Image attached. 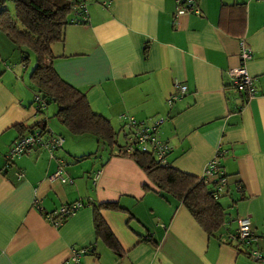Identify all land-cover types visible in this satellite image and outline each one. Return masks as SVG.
Here are the masks:
<instances>
[{
    "label": "crops",
    "instance_id": "obj_1",
    "mask_svg": "<svg viewBox=\"0 0 264 264\" xmlns=\"http://www.w3.org/2000/svg\"><path fill=\"white\" fill-rule=\"evenodd\" d=\"M197 6L199 14H178L176 0H89V20L66 27L51 61L117 129L124 115L164 118L159 137L173 147L172 166L201 177L221 148L223 176H233L228 182L235 179L240 193L237 217L226 219L221 237L209 236L182 200L153 189L129 157H104L91 167L76 160L84 151L68 146L55 157L31 152L4 170L20 125L42 118L33 66L0 31V264H74L78 251L80 264H264L251 255L264 253V0H198ZM242 31L254 56L246 64L252 97L231 87L229 71L241 64L242 52L235 34ZM181 86L187 91L176 99ZM61 160L73 182L50 179ZM78 200L86 206L65 223L46 216ZM106 202L125 209L101 210L122 256L95 231L94 205ZM248 216L252 244L233 238L237 219ZM92 246L94 254L86 251Z\"/></svg>",
    "mask_w": 264,
    "mask_h": 264
},
{
    "label": "trees",
    "instance_id": "obj_2",
    "mask_svg": "<svg viewBox=\"0 0 264 264\" xmlns=\"http://www.w3.org/2000/svg\"><path fill=\"white\" fill-rule=\"evenodd\" d=\"M8 2L14 3L13 10L7 7ZM197 2L198 0H195L196 8L198 7ZM74 9L75 5L69 0H0V31L22 50L23 61L27 63L26 65L31 60L30 51L36 57V65L31 72L30 80L37 91L35 106L39 114H45L47 106L54 103L57 106L55 117L70 134L77 137L95 136L99 145L103 149L107 148L109 150L108 158L121 156L135 160L146 172L154 186L153 189L164 197L171 196L182 200L185 207L209 236L221 237L220 232L226 223V218L225 208L220 202L219 183L208 184L202 177L184 172L172 166L170 162L166 165L160 164L151 153H143L138 150L134 153L128 152L126 145L131 131L127 119L123 120V127L117 129L110 119L92 108L87 95L83 91L66 82L56 71L51 61L54 58L53 44L65 39L66 27L69 24L87 22L81 18L73 19ZM235 36L240 38L242 42L245 41V32L242 31L235 34ZM253 57L252 51V57L245 65ZM252 79L254 87V78L252 77ZM231 87L237 88L234 84ZM20 128L23 133L10 145L4 155L3 169L6 171L15 164L16 159L28 155L22 154L9 161V151L19 138L32 136L38 144L30 151H46L50 155L51 152L48 148L54 146L56 148L59 137L64 139L62 133L56 132L49 125L46 117L34 125H20ZM122 131H125V133ZM120 137H123L122 140ZM64 142L65 139L61 146H57L58 148L52 151L54 157L56 152L64 148ZM94 156H96V153L91 152L88 155L77 156L76 160L79 163ZM64 163L63 160L60 161L66 179L65 182H73V179L68 176L65 170ZM19 173H22V171H18ZM18 178L21 177L18 176ZM222 178H226V176L222 175ZM145 188L146 190L150 189L147 186ZM78 203L82 206L77 209L75 206ZM85 206L84 201L78 200L63 205L55 214L46 213V216L51 217L56 225H61L72 217L75 211L77 212ZM63 209L68 212H64ZM102 209L118 211H124L125 209L117 202L94 205V224L97 236L104 239L118 256H122L123 248L103 218ZM92 247V250L87 249L86 251L94 254L95 248Z\"/></svg>",
    "mask_w": 264,
    "mask_h": 264
},
{
    "label": "built area",
    "instance_id": "obj_3",
    "mask_svg": "<svg viewBox=\"0 0 264 264\" xmlns=\"http://www.w3.org/2000/svg\"><path fill=\"white\" fill-rule=\"evenodd\" d=\"M71 3L75 5L74 9V17L73 19H82L83 21L89 20L88 13V3L89 0H69ZM178 2V14L185 13H201L200 9L195 7V0H177ZM241 56V64L237 67H233L230 69L229 73L233 78L235 86L240 90L247 92L249 97H252L256 94V91L253 87V79L247 71L245 63L252 57L251 49L242 42V52ZM180 94L176 97H182L186 91V86L180 87ZM122 119H127L128 127L131 131V134L128 137L126 150L130 153H134L137 150L143 153H151L155 156L157 161L160 164L166 165L169 164V156L173 151V147L169 142L162 140L158 136L159 127L164 123V118H159L154 121L153 124H148L144 121H140L136 119L134 116H122ZM33 133V132H32ZM64 139L62 137L58 138L56 148L55 146L52 148H48L51 152V156L54 157L52 151H55L58 147L61 146ZM36 139L32 136L19 138L14 145L11 147L9 151V161L22 155L29 154L30 150L37 145ZM41 144V143H40ZM43 146V145H42ZM225 157V152L220 150L217 152L216 156L211 160L208 164L205 172L201 176L208 184H213L215 182L219 183V194H221L224 190L221 188L223 186L222 182L225 181V178H222V159ZM18 174V173H17ZM19 177H22L23 174L19 173ZM51 180H61L63 182L66 181L64 177V172L62 166L50 176ZM82 206L78 203L75 207L78 209ZM64 212H68L63 209ZM76 212V211H75ZM74 212V213H75ZM238 229L236 233L233 235L234 239L248 241L252 244L255 240V236L252 230V221L251 218L248 217H239L237 220ZM252 257L260 262H264V253L260 251H252ZM80 256L81 251L75 252L72 257V262L74 264H80Z\"/></svg>",
    "mask_w": 264,
    "mask_h": 264
},
{
    "label": "rangeland",
    "instance_id": "obj_4",
    "mask_svg": "<svg viewBox=\"0 0 264 264\" xmlns=\"http://www.w3.org/2000/svg\"><path fill=\"white\" fill-rule=\"evenodd\" d=\"M7 7H9L10 9L13 10L15 6H14L13 2H8ZM30 53L32 54V58L30 60L31 63L29 62V64H31L33 66V68H35L36 57H35L34 53H32L31 51H30ZM56 110H57V106L54 103L49 104L47 106V109L45 110V114H39V119L40 118L43 119L44 117H46L49 120V125L56 132L62 133L65 136V138H67L66 142H64L63 150L66 149L68 146H70L76 152L78 150L84 151L83 153H81L80 155H77V156L88 155L91 152L96 153V156H94L91 159L84 161L83 163L86 164V166L91 164V167L94 163H96V165H100L101 164V158H104V157L107 158L109 155V152H108L109 150L107 148L103 149L99 145L98 140L95 136L85 135L82 137H77V136L70 134L68 132V130L61 124V122L58 120V118L55 117ZM140 121H142V120H140ZM149 122H151V121H149ZM149 122L146 121V123H148V124L154 123V121L151 123H149ZM160 131L161 130H159L157 133L158 136H160ZM120 139L122 140L121 137H120ZM76 142H79V143L76 144ZM231 177H233V176H226L225 181L222 182L223 186H221V188L224 190V194H225L223 197H221V199H222V203L226 207V212H227V213L225 212V218L226 219H233V218L237 217V202L239 201L238 199L240 198V193L238 192L236 185H235V179L230 181V183L228 182V178L230 180ZM260 252H262V251H260Z\"/></svg>",
    "mask_w": 264,
    "mask_h": 264
}]
</instances>
